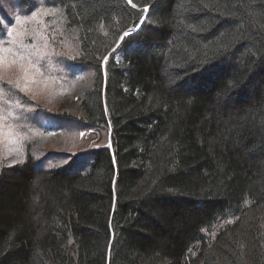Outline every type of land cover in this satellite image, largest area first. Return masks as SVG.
I'll return each instance as SVG.
<instances>
[{
    "label": "trees",
    "instance_id": "trees-1",
    "mask_svg": "<svg viewBox=\"0 0 264 264\" xmlns=\"http://www.w3.org/2000/svg\"><path fill=\"white\" fill-rule=\"evenodd\" d=\"M7 1L0 42L36 5ZM45 1L90 77L66 109L13 110L84 146L3 157L0 264H264V0Z\"/></svg>",
    "mask_w": 264,
    "mask_h": 264
},
{
    "label": "rangeland",
    "instance_id": "rangeland-1",
    "mask_svg": "<svg viewBox=\"0 0 264 264\" xmlns=\"http://www.w3.org/2000/svg\"><path fill=\"white\" fill-rule=\"evenodd\" d=\"M10 1H13V4H15V0H8L7 2L9 5H11ZM35 2L36 5L33 6L31 11L27 14H24L22 10L17 9L16 7H10L6 10L9 15L6 12L5 19H3L4 25L2 24V26L6 32L4 38L0 42V46L10 47L13 50L19 49L26 52H34L36 49H39L47 55L42 58V65H44V67L41 65L43 67L41 68V72L43 75L37 77V85L32 88V91L29 94L21 95L22 98L28 100L21 101L27 108H30L31 110L34 108L40 109L42 107H48L47 109L50 108L53 110L66 109L70 103H74L78 91L84 86L80 84L79 81L84 79L88 80L90 72L82 66L74 67L71 62L69 64L70 67H67L71 58V50L74 48L73 44L69 45V43L73 41L74 38L72 35L66 34L67 37L60 40L59 26L61 21L56 23L57 19L62 16L60 10L54 6L48 5L45 0H35ZM32 12L36 13L35 21L29 19L25 22L23 27L16 24L15 18L17 16L23 17L27 15L30 17ZM12 28H14L15 31L10 37L8 36V30ZM17 32H21L22 34L18 36L16 35ZM44 37H47V48L44 47ZM21 45H24L25 47L21 49ZM33 45H35V48H33ZM57 48H61L59 54L56 52ZM15 75H17V73L13 69L9 72L7 77L13 78ZM29 113L30 111H25L20 108L21 119L24 120ZM15 114L18 115V113ZM36 123H38V125L33 126L35 129L30 132V134L27 125H24L22 131L26 132L29 138L24 140L21 145L7 143L0 144V162L3 157H7L6 159L10 160V162L23 159L26 152L24 143L27 141H30L27 144L31 146L32 149L37 147V151L41 149L45 150L47 148H69L70 150H75L84 146L79 138L76 137L78 134H71L70 131L65 135L60 136H53L54 134L45 135L40 123L45 127H52L53 125L61 126L59 125L61 123L57 124L52 122V119L48 118L45 114H39ZM38 126H40V129H37ZM29 129H31V127H29ZM87 165L88 163L83 164V166H76L75 169L86 168Z\"/></svg>",
    "mask_w": 264,
    "mask_h": 264
},
{
    "label": "snow or ice",
    "instance_id": "snow-or-ice-1",
    "mask_svg": "<svg viewBox=\"0 0 264 264\" xmlns=\"http://www.w3.org/2000/svg\"><path fill=\"white\" fill-rule=\"evenodd\" d=\"M127 3L131 5L132 8H136V4L132 3V0H127ZM144 11H148L147 8ZM16 24L23 25L29 19L32 21L36 20V13L32 12L29 16H17ZM14 28L8 30V36H12ZM21 32H17L16 35H21ZM129 32H125L121 36V40L128 36ZM44 47H48L47 37H44ZM25 46L21 45L20 48L23 49ZM35 48V45H33ZM44 52L36 49L34 52H26L23 50H13L10 47L0 46V81H6L11 89H15L17 92L29 94L32 88L37 85V77L42 76L41 68L39 67V59H33V57L43 58ZM107 60V57H105ZM15 70L17 75L13 78H7L9 72ZM7 95L3 87H0V144H15L21 145L24 140L28 139V134L23 132L22 129L24 125L19 122L20 118L14 113L13 108H21L25 111H31L27 108L25 104H21L19 99L15 100L13 104L4 96ZM39 134V133H37ZM51 134V133H50ZM83 136L84 133H81ZM22 155V153H21ZM67 163V161H65Z\"/></svg>",
    "mask_w": 264,
    "mask_h": 264
}]
</instances>
